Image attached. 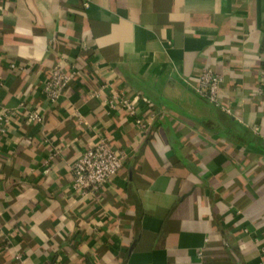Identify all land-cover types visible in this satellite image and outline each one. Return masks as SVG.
<instances>
[{
	"label": "crops",
	"instance_id": "obj_1",
	"mask_svg": "<svg viewBox=\"0 0 264 264\" xmlns=\"http://www.w3.org/2000/svg\"><path fill=\"white\" fill-rule=\"evenodd\" d=\"M59 61L77 75L51 105ZM99 87L151 100L145 137ZM3 108L0 264H264V0H0ZM102 138L126 163L82 197L70 165Z\"/></svg>",
	"mask_w": 264,
	"mask_h": 264
},
{
	"label": "built area",
	"instance_id": "obj_2",
	"mask_svg": "<svg viewBox=\"0 0 264 264\" xmlns=\"http://www.w3.org/2000/svg\"><path fill=\"white\" fill-rule=\"evenodd\" d=\"M87 5L88 0H84V6ZM11 66L14 67L15 65ZM76 75L77 72L74 67L68 70L63 66L62 61L56 63L43 84L42 91L45 99L51 105L56 104L64 89ZM222 82V75L215 73L211 69H204L199 75L194 89L199 96L207 99L224 112L231 114L232 110L230 107H223L221 103L220 90ZM101 93L102 88L99 87L90 91V96L102 98ZM102 102L110 110H123L131 118L142 138L147 135L156 117L152 109L151 100L140 92L129 94L121 89L110 90L108 95L102 98ZM20 115L21 113L17 109H0V136L5 132L10 121L13 118L20 117ZM25 119L29 123H41L42 115L38 111L29 109L25 114ZM54 154L52 153L49 159ZM126 159L127 153L124 149H116L108 140L100 139L94 145L85 148L71 163V189L82 197H97L122 169ZM261 251L264 252V247H262Z\"/></svg>",
	"mask_w": 264,
	"mask_h": 264
}]
</instances>
